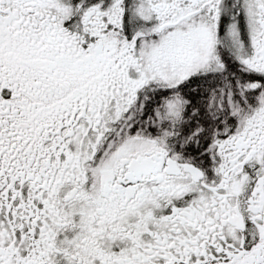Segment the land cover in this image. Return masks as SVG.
Listing matches in <instances>:
<instances>
[{
	"label": "snow or ice",
	"instance_id": "6c2138e0",
	"mask_svg": "<svg viewBox=\"0 0 264 264\" xmlns=\"http://www.w3.org/2000/svg\"><path fill=\"white\" fill-rule=\"evenodd\" d=\"M0 264H264V0H0Z\"/></svg>",
	"mask_w": 264,
	"mask_h": 264
}]
</instances>
